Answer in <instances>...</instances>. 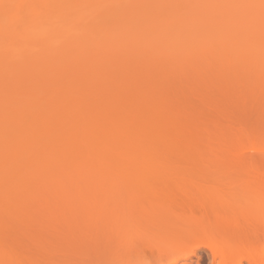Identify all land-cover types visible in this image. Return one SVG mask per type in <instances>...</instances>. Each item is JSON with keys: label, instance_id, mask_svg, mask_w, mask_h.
I'll return each instance as SVG.
<instances>
[{"label": "bare ground", "instance_id": "1", "mask_svg": "<svg viewBox=\"0 0 264 264\" xmlns=\"http://www.w3.org/2000/svg\"><path fill=\"white\" fill-rule=\"evenodd\" d=\"M61 1H58L59 7L58 3L55 4L56 0L55 3L54 0H31V2L30 0H0L3 8L6 5L4 9L0 8V30L6 26L8 19L20 20L24 26L27 20H34L36 17L33 21V33L29 32L28 25L30 24L27 21L22 30V34L25 36L21 34L23 36L21 41L17 39L20 34L17 37L13 34V41L16 38L18 42L15 39L13 46L7 51L0 49L2 51V53L0 52V211L14 208L20 197L33 196L34 182L38 183L45 177L52 179L54 178L53 175L56 177L62 175L63 172L66 176L71 172V175L74 173L82 175L84 172H89L98 178L102 177L101 179L105 177V180L110 181V185L114 186L117 191H166L168 187L169 190L171 189L170 185L172 188L174 187V191L175 189L188 191L190 188L193 190L191 199L197 202L200 208L203 206L202 203L220 205L218 204L219 200L228 198L230 200L232 196L230 189L229 191L222 189V191L219 189L218 191H201V186L196 185L199 188L195 186L197 180L194 179L198 177L200 179V173L195 178L194 175L198 171L193 175L195 170L192 169L191 162L196 163L197 160L193 161L194 158L199 159L198 157L202 156V153L199 154L201 152L200 147L192 151L191 157L189 155L188 159H186L188 153H186V157L179 154L180 158L176 157L178 155L173 152L171 154L173 149L168 145H171L169 143L174 142L176 138L170 128L165 127L164 124L159 125L160 122L158 123L159 119L155 117L156 110L153 107L154 96L150 97V86L148 87L146 82L151 78L153 80V77L144 78V76L156 73H150V70L157 69L159 71V66L163 63L160 61L166 57L164 53L190 49L197 42L223 36L229 26L238 27L243 24V18L263 16L264 0ZM7 2L11 5L16 3V6L12 5L10 11ZM25 2L30 4L26 6ZM10 4L8 5L11 6ZM24 6L27 9H22ZM29 6L33 9L31 7L28 9ZM5 9L7 11H4ZM53 9L55 11L59 9L56 13L61 11L60 13L67 23L64 28L66 30L62 29L64 30L62 34V30L57 34L54 29H47L48 23L41 24L42 27L38 26L39 24L35 26L38 23L36 21L37 16L38 18L43 16L41 18L43 23L46 20L51 22L54 19L52 16H55ZM4 12H8L10 17H7ZM89 18H92L91 21L88 20ZM24 19L25 22H23ZM78 21L89 25L87 24L84 28L85 25L83 23H81L82 25L77 24ZM75 25H80V29H78L79 27L76 28ZM26 29L27 31H25ZM73 29L74 34L71 31ZM70 31L71 33H69ZM59 34L60 36L64 34L66 38L61 36V41H59L56 38ZM0 35L7 38L9 36L8 34ZM42 36L43 38H41ZM53 38H56L58 42ZM24 40L29 41V44H24ZM40 41L43 45L40 44L39 46ZM31 42L33 43L31 44ZM46 42L47 44L50 42L52 46L39 51L38 48L46 45ZM62 43L75 48L71 52L70 50L63 51ZM155 48L159 52L157 56ZM151 50L153 51L151 52ZM132 80H135L136 86L132 84ZM152 80L150 81L152 82ZM158 100L160 101L159 97ZM160 120L162 121V119ZM197 145L200 146V144ZM210 150L209 147L207 151L210 153ZM223 151L225 150L223 149ZM223 151L221 152V149L218 151L221 156L222 153L227 156L223 155L222 159L225 157V161L222 160V162L225 164L228 159L233 157L236 164L240 156L238 157L237 153L231 155V153L226 154ZM214 152L212 149L211 153L218 154ZM209 153L207 152L211 158V153ZM219 154L218 160H220ZM169 155L171 156L169 157ZM174 155L176 160L172 159ZM181 156H183L182 159ZM230 156L231 158H228ZM213 158L215 160L216 156H212ZM233 159L229 161L232 162ZM241 162L240 164L243 165H251L244 164L245 159L244 163ZM217 164L219 163L217 162ZM224 164H221V167ZM229 164L232 166L230 162ZM261 164L264 167V161L260 164L257 161V168ZM243 165L242 167L245 168L246 166ZM206 166L208 168L209 165L206 164ZM252 166L247 167L249 170L245 168L247 171L244 169L241 171H245L247 174L250 172L255 174L256 171H259L256 173L257 176L254 174H252L253 177L250 174V176L246 175L256 180L261 174L257 179L261 181L260 183H264V176L262 177L264 172L261 173L259 169L252 172L255 170V165L252 164ZM200 167L199 169H201ZM229 167L228 169L231 168ZM197 168L198 165L195 169L198 170ZM210 168L213 167L210 166L207 171H211ZM232 169L236 170L237 168ZM260 169L263 170L262 167ZM224 170L225 168L222 171ZM227 170H225L227 172L225 175L228 177L230 175L228 171L231 172V170ZM199 171L205 172L204 169ZM237 172L235 171L233 174L237 175L232 177H238L240 172ZM242 176L246 177L247 180L249 179L244 174ZM242 176L240 177L242 178ZM28 180L33 181L32 185ZM122 183H126L124 189L121 187L123 186ZM252 183L256 184L257 182L252 180ZM244 184L236 186L243 190ZM254 184H249L248 188L251 187L252 189ZM28 185L29 188H26ZM254 187L251 192L247 186L245 187L246 190L239 191L238 189V191L245 192L246 196L256 195V191L264 194V184H258L256 188ZM24 188L30 189V191ZM196 189H200V191H194ZM234 194L233 196H236L237 193ZM261 194L259 195L261 196ZM246 196L242 195L241 197L245 199ZM224 200L220 202L221 206H223ZM262 200L264 201L262 198L258 204ZM227 203L224 208L232 209L233 203L230 206H227ZM13 205L15 206L13 207ZM240 208L242 209V206ZM246 208L244 206L243 209ZM260 208L262 211L264 210V207ZM260 208L257 213H259ZM251 212L255 211L251 210ZM243 214H239L240 219L244 221L250 219L248 218L250 216L246 214L248 217H245ZM226 221H228L226 222L227 225H233L229 219ZM229 238L230 241L225 240L219 251L223 261L236 253L239 248L233 241L232 235ZM28 259L0 251V264H25ZM247 262L248 264H256L252 256L248 257Z\"/></svg>", "mask_w": 264, "mask_h": 264}, {"label": "rangeland", "instance_id": "2", "mask_svg": "<svg viewBox=\"0 0 264 264\" xmlns=\"http://www.w3.org/2000/svg\"><path fill=\"white\" fill-rule=\"evenodd\" d=\"M56 1L55 3L54 0V3L59 5L58 1L61 0ZM27 3L26 6L30 4ZM8 4L9 10L16 3L12 4L13 6ZM1 7L4 9L6 5L3 8V5L0 4ZM54 7L56 6L54 5ZM24 8L25 6L22 9ZM31 9L33 8L31 7ZM56 11L53 12L55 16L51 15L54 19L49 18L52 20L49 21L50 24L46 19L43 23L41 19L43 16L41 18L37 16L38 23L35 26L48 23L47 29H54L58 34L67 26V23L62 17L61 11L58 14ZM259 12L261 13V11ZM90 19L92 18L88 20L91 21ZM34 20L32 19L31 22L27 20L30 24L27 27L32 33ZM6 21V26L0 30V34L9 35L8 38L0 35V49L5 51L13 46L16 39L13 41L14 35L17 37L20 34L17 39L21 41L20 39L25 36L22 34V30L27 24L26 21L23 26L20 20L16 19ZM81 23L84 24V22ZM81 23L77 22V24ZM242 23L238 27L229 26L223 36L197 42L190 49H181L172 53L163 51L166 57L160 61L163 63H160L159 71L157 69L149 71L150 73L156 72L157 75L151 73L144 76V78L153 77V80L150 79L152 82L150 80L146 82L151 90V96L148 93L149 96L151 98L154 96L153 107H155V117L159 119V125L164 124L165 127L170 128L176 138L174 142L169 143L171 145H168L173 149L171 154L173 152L178 155L176 157L180 158L179 154L185 156L188 153L186 158L188 159L192 151L200 147L199 154L202 153V156L204 154L203 158L200 159L202 156L198 157L197 155L199 159L194 158L193 160H197L196 163L194 162L196 165L191 162L192 169L195 170V172L192 171L193 175L198 171L194 175L195 178L200 173V179L199 177L194 179L197 180L195 186H201V191H218V189L219 191H229L230 189L232 190L230 191L232 200L231 197L230 200L229 198L221 199L218 202L220 205L202 203L203 206L200 208L197 202L191 199L193 190L190 188L189 190L192 191H177L176 189L174 191V187L172 188L170 185L172 191L168 189L169 187L167 188L169 191H117L114 186L110 185V181L105 180V177L101 179V176L98 178L89 172H84L82 175H78V173L71 175V172L68 176L63 172L62 175L56 177L53 175L52 179L45 177L40 180L37 177L40 181L34 182V188H31L33 196L20 197L17 205H13L14 208L0 211V251L29 258L30 260L25 261V264H118L132 250L129 245L134 241L137 255L148 261L149 264H248L249 256L254 258L256 264H264V210L262 211L260 208L264 207V201L262 200L263 203L260 201L258 204L259 200L264 199V194L256 191L257 198V194L246 196L245 192H239L242 188L239 189L236 186L245 182L244 186L248 188L249 184H254L252 180L257 182V185L264 184L257 179L261 174L257 178L255 177L256 180L251 178L254 175L257 176L256 173L259 171L256 170L258 169L261 173L264 172L262 164L257 168V161L258 164L264 161V15L243 18ZM87 24H84V28ZM76 28L80 29V25ZM76 28L74 27L75 30ZM74 29L71 30L73 34L75 33ZM64 30L61 31V34ZM69 35L71 37V34ZM61 36L59 34L56 38L61 41ZM56 38L53 39L57 41ZM26 40H24L25 43L22 42L27 45L29 41L26 42ZM37 41L39 42L38 39ZM22 42L20 44H23ZM40 44L43 45L41 41L38 45L40 46ZM45 44L38 48L39 51L52 46L50 42ZM61 45L63 51L70 50L71 52L75 48L69 44L70 47L64 43ZM154 50H156V56L159 55L157 49ZM23 55L25 56V54ZM135 80H132V84ZM152 88L154 89L152 90ZM179 124L181 125L179 126ZM209 147L211 150L213 149V152L217 151L214 152L215 154H219L220 149L221 152L224 149L223 152L226 154L237 153L238 157L240 156L237 160L239 162L235 164L233 157L230 156L228 158L233 159L234 165L233 161H229L231 159L228 158L224 164L222 160L225 161L224 158L227 156L222 153V156L219 154L221 164H224L221 167L220 160L217 158L218 154L214 155L211 150L210 154L207 151ZM204 150L205 153H203ZM206 151L211 155V158ZM223 155L225 157L222 159ZM212 156H216L218 161L216 158L212 159ZM174 157L175 155L172 159L176 160L177 158ZM238 157L236 158L238 159ZM240 160L244 164H251L250 167H253L252 164L255 165V170L252 168L254 170L252 172L256 171V173H252L254 174L252 175L248 171L251 175L248 177L250 175L241 170H246L249 166L240 164ZM253 160L254 162L251 163ZM260 160L261 162H259ZM200 162H202V166L199 164ZM227 163L231 168L238 170H231ZM206 164L209 165L208 168L213 167L209 169L211 171H207ZM197 165L198 170L195 169ZM235 165L237 166L234 167ZM242 165L246 166V169ZM223 167L225 170L230 168L228 170L231 172L227 171L231 179L225 175L227 174L225 170V173L222 171ZM261 167L263 170L260 169ZM221 168L222 170H220ZM203 169L204 173L199 171ZM212 169L215 170L214 173ZM235 171L240 172L238 177L236 176L238 180L234 178L237 175L233 174ZM243 174L248 175L250 180L242 176ZM244 180L249 181L248 184ZM261 180L263 181L262 178ZM28 182L31 181L28 180ZM32 183L33 181L31 185ZM124 184L126 185V183ZM124 184L121 186L123 189L125 188ZM29 185L26 188H29ZM257 185L251 186L256 188ZM198 186L196 187L199 188ZM245 187L243 190L247 189ZM253 187L252 189L249 187L251 189L249 192L254 190ZM25 190L30 191V189ZM197 190L200 191V189L194 191ZM234 193L239 194V198L237 194V197L233 196ZM240 193L247 198L241 197ZM222 200L225 201H223V206L220 203ZM226 203L227 206L233 203L232 209L224 208ZM244 206L247 208L243 209ZM253 208L255 209L253 210ZM259 208L260 215L257 213ZM251 210L255 212H251ZM240 213H244L245 217L250 216L248 217L250 219L247 221L240 219ZM227 219L230 220L229 222H233V225H227ZM231 235L239 248L236 253L223 261L219 251L225 240L230 241Z\"/></svg>", "mask_w": 264, "mask_h": 264}, {"label": "snow or ice", "instance_id": "3", "mask_svg": "<svg viewBox=\"0 0 264 264\" xmlns=\"http://www.w3.org/2000/svg\"><path fill=\"white\" fill-rule=\"evenodd\" d=\"M129 247L132 249L123 259L119 261L118 264H149L148 261L140 258L135 251V242H131Z\"/></svg>", "mask_w": 264, "mask_h": 264}]
</instances>
